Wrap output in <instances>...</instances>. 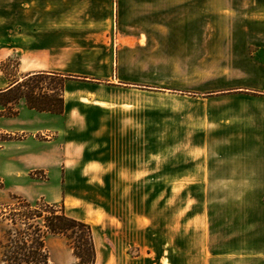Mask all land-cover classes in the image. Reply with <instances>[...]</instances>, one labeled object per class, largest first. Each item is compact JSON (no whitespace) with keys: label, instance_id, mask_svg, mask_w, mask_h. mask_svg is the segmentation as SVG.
<instances>
[{"label":"rangeland","instance_id":"rangeland-1","mask_svg":"<svg viewBox=\"0 0 264 264\" xmlns=\"http://www.w3.org/2000/svg\"><path fill=\"white\" fill-rule=\"evenodd\" d=\"M118 2L112 0L114 17L102 35L103 44L84 50L80 43L83 34L79 33L73 38L70 56L64 60L68 69L82 67L93 74L109 75L119 83L114 103L104 105L113 107L134 129V146L125 147L129 156L120 159L136 175L150 174V195L136 189L132 201L135 210L141 211L142 197L146 201L149 196L152 234L182 235L183 250L194 253L199 249L207 264H264V208L260 209L264 195L240 193L242 179L223 178L221 168L223 159H238L240 155L239 147L226 144L229 138L223 137L222 115L223 107L233 104L230 95L244 91L233 84L243 75L237 60L242 44L235 38L264 40V0H200L193 7L188 4L180 9L176 6L184 0L156 1L150 13L157 14L164 6L165 16L152 17L145 24L136 19V24L125 23L120 29L115 17ZM22 4L6 3L3 31L8 34L20 31ZM2 7L1 2V11ZM141 7V3L135 4L137 15L142 14ZM35 10L33 16L45 22L46 3H38ZM192 11L205 18L198 34L193 31V35L190 28L173 24L190 19ZM66 20L73 21L71 17ZM164 20L171 25L155 23ZM242 27L247 31L239 35ZM260 49L250 43L247 54L264 64V43ZM18 63V55L11 52L0 62V72L8 80L17 78L22 75ZM68 75L86 78L75 79L76 85L80 81L106 85L108 81L88 74ZM15 107H0V117L13 116L11 109ZM17 140L19 137L0 130V148ZM9 162L14 160L8 161L5 153H0V204L11 203V195L30 202L43 199L37 197L40 194L50 197L58 186L53 173L49 181L46 174L36 171L28 178L7 175ZM139 185L142 187L140 183L136 188ZM55 204L63 206L67 215L73 214L68 201L65 206ZM100 215L97 213L96 220ZM136 221L141 225L142 219ZM110 227L109 223L95 227L103 244L108 242ZM45 245L54 264H79L63 236L50 235Z\"/></svg>","mask_w":264,"mask_h":264},{"label":"crops","instance_id":"crops-1","mask_svg":"<svg viewBox=\"0 0 264 264\" xmlns=\"http://www.w3.org/2000/svg\"><path fill=\"white\" fill-rule=\"evenodd\" d=\"M8 1L24 3V8H20V31L15 34L3 31ZM156 1L167 0H119L115 6L118 29L123 28L125 23L136 24V19L145 24L150 23L152 17L165 16L164 6L157 14L150 13L152 3ZM1 2L0 62L14 52L18 55V72L22 75L46 71L67 75L88 74L90 77L108 79L105 81L106 85L87 81H80L76 85L75 79L68 80L64 85L61 114L35 112L28 109L21 99L15 109H11L16 111L13 116H1L0 130L19 137L14 144L8 142L0 148V153H5L8 161L14 160L6 165V174L28 178L30 173L36 171L46 174V181H49L51 173L58 177V186L50 197L42 194L37 197H43L44 201V198H49L46 201L49 203L61 202L64 206L68 201L73 214L70 216L64 211L65 214L91 227L96 250L94 264H207L199 249L194 250V253L192 250H183L182 235L152 234L149 196L146 201L142 197L141 211L134 208L132 201L136 189L143 195H150V174L148 172L145 175L143 172L142 176L136 175L134 169L125 168L126 161L120 159L129 156L125 147L130 144L134 146V129L120 118L113 107L104 105L116 100L119 84L117 80L109 79L110 76L106 74L97 75L84 71L86 69L82 67L68 69L64 60L70 56L75 44L73 38L79 33L83 34V41L80 40V43L84 50H92L95 44H103L102 35L108 28V21L114 17L112 0H0ZM44 2L45 22L33 16L38 3ZM199 2L200 0H184L176 8L180 9L188 4L193 7L192 4ZM136 3L142 4L141 15L135 12ZM70 17L73 21L66 20ZM202 20H205L203 16L193 14L192 11L190 19L173 24L190 28L193 35V31L198 34ZM155 23L164 27L168 23L171 25V22L165 20ZM238 31L241 35L247 30L242 27ZM235 41L242 44L239 45L241 50L237 60L241 63L239 69L243 75L233 84H238L236 89L244 91L230 95L233 104L223 107L222 115L223 137L229 138L226 144L239 147L240 155L238 159H223L222 176L242 179L240 193L264 195V64L254 61L247 54L248 44H255L261 50L264 40L251 38L248 41L246 36H242L238 40L235 38ZM235 41L234 45H238ZM86 64L89 70L90 63ZM10 81L0 72V89L6 88ZM81 101L91 103L82 104ZM130 133L132 137L129 136ZM41 135L46 138H41ZM141 142L145 145L143 138ZM180 179H183V172ZM140 183L142 187L139 185L136 188V184ZM263 208L264 199L261 198L260 209ZM97 213H101L100 220H96ZM136 218L142 219L141 225L136 223ZM108 223L111 227L105 245L99 234L95 233V227ZM131 249L136 252L130 253Z\"/></svg>","mask_w":264,"mask_h":264},{"label":"trees","instance_id":"trees-1","mask_svg":"<svg viewBox=\"0 0 264 264\" xmlns=\"http://www.w3.org/2000/svg\"><path fill=\"white\" fill-rule=\"evenodd\" d=\"M72 79L86 78L46 71L23 74L0 89V106L22 99L35 112L61 114L64 85ZM11 199L9 204H0V264H54L45 245L50 235L66 238L79 264H94L96 250L88 224L67 216L63 206L43 199L30 202L15 195Z\"/></svg>","mask_w":264,"mask_h":264},{"label":"built area","instance_id":"built-area-1","mask_svg":"<svg viewBox=\"0 0 264 264\" xmlns=\"http://www.w3.org/2000/svg\"><path fill=\"white\" fill-rule=\"evenodd\" d=\"M43 138H46L45 135H41Z\"/></svg>","mask_w":264,"mask_h":264}]
</instances>
